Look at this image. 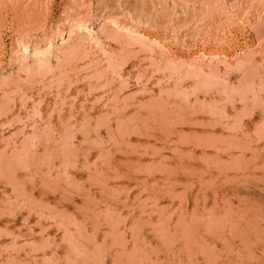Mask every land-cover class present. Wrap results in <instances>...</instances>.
Segmentation results:
<instances>
[{"label": "rangeland", "instance_id": "374dc122", "mask_svg": "<svg viewBox=\"0 0 264 264\" xmlns=\"http://www.w3.org/2000/svg\"><path fill=\"white\" fill-rule=\"evenodd\" d=\"M0 264H264V0H0Z\"/></svg>", "mask_w": 264, "mask_h": 264}, {"label": "bare ground", "instance_id": "6f19581e", "mask_svg": "<svg viewBox=\"0 0 264 264\" xmlns=\"http://www.w3.org/2000/svg\"><path fill=\"white\" fill-rule=\"evenodd\" d=\"M127 28V27H126ZM128 29V28H127ZM124 31H126V29H124ZM129 31V30H128ZM129 33V32H127ZM66 34V33H65ZM129 35V34H128ZM127 35V37H128ZM131 36V35H130ZM20 44V43H19ZM22 44V43H21ZM21 52H25L26 51V46L25 45H22V48L20 49ZM35 51V50H34ZM40 50L38 49L36 52H39ZM42 52V51H41ZM203 55H206L203 53ZM212 57V56H211ZM214 57V56H213ZM46 61V60H45Z\"/></svg>", "mask_w": 264, "mask_h": 264}]
</instances>
